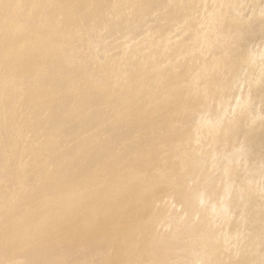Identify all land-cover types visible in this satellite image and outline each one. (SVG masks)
<instances>
[{
  "label": "bare ground",
  "instance_id": "6f19581e",
  "mask_svg": "<svg viewBox=\"0 0 264 264\" xmlns=\"http://www.w3.org/2000/svg\"><path fill=\"white\" fill-rule=\"evenodd\" d=\"M215 5L20 1L17 21L35 32L18 65L38 72L8 73L4 107L18 100L16 132L36 140L15 226L0 235L11 249L0 248L1 264H248L230 245L229 234L248 223L240 188H226L227 147L201 136L203 117L219 106L195 85L193 43ZM253 47L261 53V42ZM243 85L239 77L234 93ZM17 171L0 175V192ZM227 197L234 210L224 222L218 207Z\"/></svg>",
  "mask_w": 264,
  "mask_h": 264
},
{
  "label": "rangeland",
  "instance_id": "374dc122",
  "mask_svg": "<svg viewBox=\"0 0 264 264\" xmlns=\"http://www.w3.org/2000/svg\"><path fill=\"white\" fill-rule=\"evenodd\" d=\"M20 1L0 0V26L8 27L0 31V108L5 113L0 121V149L5 151L0 175L9 169L18 170L17 175L7 177L6 191L0 192V213L10 207L7 215L0 216L1 236L8 227L15 226L12 207L25 192L26 175L22 171L33 164L29 151L36 140L34 136L27 138L16 132L15 126L21 121L15 114L20 109L18 100L11 99L9 107H4L10 98V86L2 85L8 73L18 69L31 79L38 72V64L18 65V54L26 38L35 32L26 22L17 21L22 15L17 14ZM213 1L216 5L210 8L193 43L198 55L192 58L195 85L215 96L219 106L215 118L203 117L201 136L211 146L218 143L227 147L225 152L229 153L224 158L227 161L223 162L226 188L229 191L235 186L240 188L241 199L237 204L243 213L242 223L248 224L229 234L230 245L248 264H264V0ZM216 24L220 30L213 32ZM260 42L261 53L253 47ZM36 54L39 55L35 59L42 60L45 56L42 51ZM3 56L6 61L1 63ZM239 77L244 81L245 92L238 89L234 93ZM237 141L241 143L239 146ZM25 151L29 158L21 161L19 156ZM218 208L226 222L234 210L228 197ZM0 248L11 251L1 245ZM19 250L20 246H16L14 252Z\"/></svg>",
  "mask_w": 264,
  "mask_h": 264
}]
</instances>
